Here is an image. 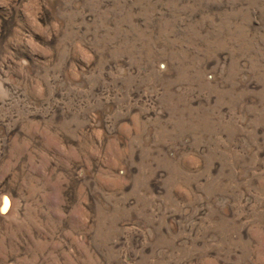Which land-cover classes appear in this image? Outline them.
<instances>
[{
	"label": "rangeland",
	"instance_id": "obj_1",
	"mask_svg": "<svg viewBox=\"0 0 264 264\" xmlns=\"http://www.w3.org/2000/svg\"><path fill=\"white\" fill-rule=\"evenodd\" d=\"M0 264H264V0H0Z\"/></svg>",
	"mask_w": 264,
	"mask_h": 264
},
{
	"label": "bare ground",
	"instance_id": "obj_2",
	"mask_svg": "<svg viewBox=\"0 0 264 264\" xmlns=\"http://www.w3.org/2000/svg\"><path fill=\"white\" fill-rule=\"evenodd\" d=\"M5 201H6V200L4 199V203H3V204H4V208H6V206H7ZM2 210H3V207H2ZM3 211H4V210H3Z\"/></svg>",
	"mask_w": 264,
	"mask_h": 264
}]
</instances>
